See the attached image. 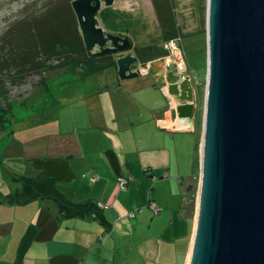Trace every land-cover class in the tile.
Returning a JSON list of instances; mask_svg holds the SVG:
<instances>
[{"label":"crops","instance_id":"obj_1","mask_svg":"<svg viewBox=\"0 0 264 264\" xmlns=\"http://www.w3.org/2000/svg\"><path fill=\"white\" fill-rule=\"evenodd\" d=\"M124 2L111 8L128 13ZM129 16L131 42L160 36L139 34L138 18ZM102 74L62 75L68 79L45 95L47 103L25 108L12 123L1 148L7 173L0 179V264H188L200 181V150L196 159L192 141L198 150L201 133L195 136L194 120L176 117L156 76ZM35 175L52 178L70 202L95 203L105 224L63 218L51 198L11 203L13 178ZM119 176L128 177L125 190Z\"/></svg>","mask_w":264,"mask_h":264},{"label":"water","instance_id":"obj_2","mask_svg":"<svg viewBox=\"0 0 264 264\" xmlns=\"http://www.w3.org/2000/svg\"><path fill=\"white\" fill-rule=\"evenodd\" d=\"M115 0H73L88 55H118L120 80L138 75L129 37L98 18ZM207 75L200 143L199 206L188 264H264V0H206ZM156 86L191 120L197 88L154 63ZM196 85V84H194ZM204 156L202 159L201 150Z\"/></svg>","mask_w":264,"mask_h":264},{"label":"rangeland","instance_id":"obj_3","mask_svg":"<svg viewBox=\"0 0 264 264\" xmlns=\"http://www.w3.org/2000/svg\"><path fill=\"white\" fill-rule=\"evenodd\" d=\"M71 1L73 0H0V62H4L5 58H10V40L15 41L16 38H21L23 35L27 36V33L24 32L25 28L22 26L34 23L35 30L44 40L45 46L44 48H40V55L35 56L34 61L39 60L42 61V63L44 62L53 67L46 68L41 72L35 69L27 70L21 74L17 72V69L19 68L18 64V66L12 65L8 69L2 71V73H4L2 83L7 91L6 99L13 103V122H18L24 118L23 115L26 112L25 108H38L44 102L47 103L49 99L45 98V95H48L50 98L53 93L60 88V85L64 80L68 79L67 76H62L68 73L67 69L62 70L63 67L60 66L63 57L52 50L53 53L51 52L52 54H50L48 59L44 60L43 51L48 50L51 43H55L56 45L57 43H60V41L68 40L69 36L72 35V31H74L75 35L80 33L76 17L71 9ZM123 1L125 2L120 7L129 11V15L138 18L139 28L137 31H139V34L142 32H148L152 37H155L157 34L161 35V27L157 20L158 18L153 0ZM162 1L164 0H158V4ZM171 1L173 2V13L176 23L181 31L180 37L177 39V45H179L181 49L187 70L192 73L190 75L193 77L194 83H196L195 87L197 88L196 97L198 105L194 112V121L197 126V133L195 136H198L199 132L201 133V138L199 140L201 143L203 133L202 111L207 72L206 0ZM33 34L36 35L34 32ZM132 43L133 47L145 46L141 42ZM22 50H24L23 52H27L31 49L25 48ZM74 56L73 53H70L64 58L72 59ZM41 69L42 67L40 70ZM108 70L113 71V73L116 70L117 73V68L111 66L105 70L97 72L98 74L92 77L103 75L102 73ZM75 73L79 75L77 71ZM18 75L23 77L20 78V80L15 81V77ZM149 75L151 77L153 76L151 72ZM142 78L143 76L137 75L133 79ZM44 83H47L48 92H45L46 88L43 86ZM21 103H23L24 106H22ZM14 128L15 125L11 124L8 126L6 132H0V145L2 144L3 146V144L8 141V133L10 130H14ZM192 142L194 143L192 155L197 159V157H199L198 151L200 150V143L198 144L199 149L197 150L195 147L197 142L195 140ZM1 148L0 179H2L4 172L7 173L5 156L2 155L3 150H1Z\"/></svg>","mask_w":264,"mask_h":264},{"label":"trees","instance_id":"obj_4","mask_svg":"<svg viewBox=\"0 0 264 264\" xmlns=\"http://www.w3.org/2000/svg\"><path fill=\"white\" fill-rule=\"evenodd\" d=\"M153 2L158 18L157 20L159 22V26L161 27V35L157 38H153L143 47L134 46L132 49L133 55L137 58V61L143 65L149 62H157L166 56L167 51L163 48V43L168 40L179 39L181 32L173 13V2L171 0H164L160 4H158V0H153ZM98 17L102 27L108 33L120 35L123 38L130 37L131 34H135L130 28L132 20L126 12L117 11L112 8H104L99 12ZM22 27L25 28L24 32L27 33V36L20 34L23 35L21 38H16L15 41L10 40V58H5L4 62H0V132L2 133L6 132L8 126L13 122V103L6 99L7 91L2 83V77L4 76L2 71L4 69H8L12 65L18 66V64L19 68L17 69V72L21 74L22 72L32 69L41 72L46 68H53L44 62L42 63V61H34L35 56L40 55V48L45 47L44 40L35 30V24L29 23L23 25ZM33 32L36 33V35H34ZM82 44L83 42L80 33L75 35L74 31H72V35L69 36L68 40L60 41V43H57L56 45L55 43H51L50 48L43 51L44 60L48 59L50 54L55 52L63 57L62 64L60 65L63 67L62 70L67 69L68 73L74 74L77 71L82 77L94 76L101 70H105L111 66L116 67L115 59L112 55H88L85 47H83L84 45L82 46ZM25 48H29L31 50L23 52L24 50L22 49ZM70 53L75 55L72 59L64 58ZM41 67L42 69L40 70ZM19 75L15 77V81H18L23 77ZM43 86L46 88L45 92H48L47 83H44ZM21 105L24 106L23 103H21ZM191 120H194V114ZM194 125L196 126L195 121ZM8 134L10 137L12 134L11 130ZM1 146L2 144L0 145V148ZM12 182L15 184L16 188L14 193L9 195L10 197L8 199L11 203L21 204L34 199L51 198L58 204L59 214L63 218L70 219L92 217L100 223L105 224V217L95 203L90 201L84 203H73L66 200L58 191L56 183L52 178L35 175L33 177H15ZM125 189L126 187L121 190ZM157 207L160 208L158 205ZM130 216H133V213H130Z\"/></svg>","mask_w":264,"mask_h":264},{"label":"built area","instance_id":"obj_5","mask_svg":"<svg viewBox=\"0 0 264 264\" xmlns=\"http://www.w3.org/2000/svg\"><path fill=\"white\" fill-rule=\"evenodd\" d=\"M163 48L167 51V54L162 59L157 61L160 65L161 71H163V73H166L172 69L173 72L175 74H178L181 79H184L185 76H189L194 92V87H195L194 84L196 83H194L193 77L190 74H187L186 66L183 59V54L179 48V45H177V40L165 41L163 43ZM153 63L154 62H149L143 65L138 62V64L134 66L133 71L137 72L138 75H143V76L147 75L150 73V68ZM166 96L168 99V106H172L174 110L176 107V100L172 96L168 95L167 92H166ZM127 182H128V177L119 176L117 178V184L120 189H124L126 187ZM148 207L151 208L154 213H158L161 210L153 202H149Z\"/></svg>","mask_w":264,"mask_h":264},{"label":"bare ground","instance_id":"obj_6","mask_svg":"<svg viewBox=\"0 0 264 264\" xmlns=\"http://www.w3.org/2000/svg\"><path fill=\"white\" fill-rule=\"evenodd\" d=\"M171 125V124H168V126ZM201 154H202V159H203V156H204V151H203V148L201 150Z\"/></svg>","mask_w":264,"mask_h":264}]
</instances>
